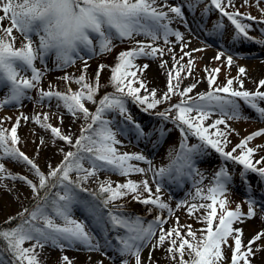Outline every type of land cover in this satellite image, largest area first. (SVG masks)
I'll return each mask as SVG.
<instances>
[{"label": "snow or ice", "instance_id": "obj_1", "mask_svg": "<svg viewBox=\"0 0 264 264\" xmlns=\"http://www.w3.org/2000/svg\"><path fill=\"white\" fill-rule=\"evenodd\" d=\"M262 2L264 0H241L237 5L236 0H178L175 3L169 0H0V11L3 12L0 23L7 19L11 25L0 27V88L6 89V94L0 98V110L6 106H22L25 100L32 101L31 92L37 91V104L51 107L55 102L57 110H64L59 113L61 123L65 114L74 119L82 117L85 122L79 137L74 140L71 134H64L60 127L51 124L47 113H37L32 117L21 113L11 128L5 127V120L0 119V182H23L37 198L32 208H25L4 222L11 225L16 220L15 226H0V264H43L40 255L46 246L61 251L103 250L105 256L111 250L120 258V264H132V260L134 264H142V252L149 246V262L153 251L163 249L176 264H251L252 257L261 250L259 246L253 248V245L264 240V230L257 232L245 244L243 229L234 225L257 216V201L249 196L247 213L242 210V205L230 210L225 197L229 194L228 185L233 181V175L222 165L214 173L212 185L205 189L202 184L206 177L197 160L214 150L224 162L242 166L241 181L249 192V174L264 180V156L254 159L259 151L264 150V145L249 146L257 137H264V129L241 139L231 151L226 150L231 143L230 136L235 132L229 121L251 119L242 114L241 102L255 113L256 119L264 122V91H261L264 79L257 82L255 91H250L244 86L246 68L239 67L238 75L227 78L221 85L218 83L221 68L206 67L207 91L192 95L201 81L183 89L181 84L193 74V53L204 50L189 47L185 32L195 34V30L186 12L194 13L204 5L200 12L202 21L193 20L196 30L222 38L226 19L233 27L232 43L247 41L264 46V38L250 35L252 31H259L264 37V27L253 26V22L264 25ZM253 6L261 13L260 19L240 11L241 7ZM212 12H216L219 19L211 31H207L202 23L207 22ZM177 22L185 31L172 26ZM14 30L23 37L22 46H16ZM137 37L144 39L138 40ZM149 40L150 43L145 42ZM161 40L163 46L159 45ZM117 41L135 43L129 50L118 54V62L114 66H109V86L113 92L97 100L101 72L106 66L99 65L90 80L86 75L85 55L91 58L110 53ZM175 44L180 47L179 59ZM168 53L173 61L172 69H167L168 62L162 59ZM53 54L57 69H67L78 59L84 61V69L78 77L72 74L61 77L66 83L63 92L51 85L47 90L40 87L45 72L36 67V61L40 60L46 71L47 60ZM186 57L187 64L181 63ZM141 58H159L162 61L160 67L167 70V90L159 98L156 89H149L142 78L149 65L136 63ZM213 59H223L229 69L234 64L233 55H225L224 51H219ZM73 83L79 86L78 89L71 87ZM173 96L180 97L179 101L156 112L163 123L147 133L134 120L128 107L133 103L147 113L170 102ZM87 103L95 105V110L87 107ZM113 116H119L120 123L112 119ZM21 119H31L70 149L60 148L63 160L55 168L49 165L47 174L19 147ZM164 124H171L181 135L179 151L175 156L169 153L167 166L155 168L153 161L144 154L119 150L118 146L123 142L118 136H127L130 132L135 134L137 141L157 143L171 131L166 132ZM154 135L158 138L156 141L152 140ZM190 139H195L196 143L190 144ZM44 143L42 138L37 146V155ZM5 160L27 166L37 182L25 175L13 174L3 162ZM138 162L148 167L138 166ZM101 172L108 177L118 175L126 180L100 179ZM149 172L153 173L155 190L148 179L135 181L130 178ZM164 178L177 186L192 179L194 191L189 192L192 202L181 200L176 207L186 206L188 218L202 223V228L194 230L191 224L181 225L179 217L175 218L173 225L164 227L174 212L161 195ZM90 180L98 182V191L85 186ZM41 190H44L43 195ZM129 196L132 201L146 206L147 214L153 210L158 214L145 222L144 217L138 214L126 213V205L119 201ZM260 208L264 212V205ZM76 211L83 214L82 218H76ZM230 239L232 243H229ZM166 242L169 246L164 248ZM226 250H231L230 261ZM186 254L187 260L184 258ZM61 259L63 264H73L67 255Z\"/></svg>", "mask_w": 264, "mask_h": 264}, {"label": "rangeland", "instance_id": "obj_2", "mask_svg": "<svg viewBox=\"0 0 264 264\" xmlns=\"http://www.w3.org/2000/svg\"><path fill=\"white\" fill-rule=\"evenodd\" d=\"M171 3L178 2V0H169ZM241 0H236V4L239 5ZM204 5H200L194 13H187L189 22H193L194 18L195 21H202L200 12ZM261 8H264V2L260 5ZM241 12H248L251 15L257 17L258 19L261 18V13L257 10L256 7H241ZM0 15H3V12L0 11ZM219 19L218 14L216 12H212L207 17V22L202 23V27L207 31H211L214 22ZM194 23V22H193ZM195 24V23H194ZM226 28L229 27V30H224L223 38L220 37H211L206 35L205 31H201L204 38H197V41L192 39L190 40V49L192 48H199L204 49L203 51H198L193 53L194 56V67H193V74L192 76L188 77L187 79L183 80L181 84V89L184 87L196 82L201 81L198 83L196 89L192 93L195 95L197 93L205 92L208 89V85L206 82V72L204 69L207 67L208 69H214L216 67L221 68V72L218 74V83L223 85L226 82L227 78L236 77L238 75V68L244 67L246 68V76L243 77L244 79V86L245 89L250 91H255L256 88L253 83L245 84L247 80L248 74H250L253 70L252 67L257 62H260L261 58H264V46L247 42L241 41L238 44L232 43L233 38V27L229 24V22L225 19ZM196 25V24H195ZM11 26L10 21L5 19L2 23H0V27ZM173 27H179L181 31H185L180 24L174 23ZM253 26L255 28L264 27V25H256L253 22ZM14 36L17 37L16 46H22L21 41H23V37L21 34L14 30ZM250 35L254 38H264L261 37L259 31H252ZM34 40L36 39L33 37ZM138 40H143V37H137ZM174 40V38H170ZM146 43H150L151 41H145ZM135 42H125V41H117L115 42V47L110 53H106L103 55H96L95 57H89L84 53L81 55H85V60L87 61V65H91L87 67L86 75L91 80L98 71V66L103 64L105 65V75L100 76L101 88L97 95V100L102 98L105 94L113 92V88L109 86L110 80V67L114 66L115 63L118 62L117 57L121 51L129 50ZM160 46H163V41L159 42ZM175 51L177 54V59H179L180 55V47L179 44H175ZM219 51H224L225 55H233L234 64L229 69L226 62L222 59L220 61H216L213 58L218 54ZM244 57V58H240ZM152 61L154 64L155 69L157 71H161L160 75L158 76V80L154 83L151 80V75L146 70L143 73V79L147 82V86L149 89H156L157 91V98L161 97L163 93L167 90V70L165 68H161V59H148V58H141L136 61V63L143 65V60ZM164 61H167V69L173 68V61L171 59V54L168 53L163 56L162 58ZM187 57L181 61L183 64H187ZM84 61L77 60L76 63L68 67L67 69H57L55 67V56L54 54L50 56L47 60V70L45 71L44 64L41 63L40 60L36 61V67L41 69L45 72L40 87L44 89H48L49 85H51L54 89L65 91L66 90V83L61 79L66 74H72L78 77L82 74V70L84 69ZM96 71L94 72V70ZM103 72V71H102ZM260 73V72H259ZM102 74V73H101ZM264 76V72L260 73ZM184 75V73H182ZM234 86L238 87V85L234 84ZM71 87L75 90L78 89V85L71 84ZM264 91V89H261ZM6 94V89L0 88V98H2ZM33 97L32 101L25 100L23 101L22 106H6L3 110H0V119L5 120V127L11 128V126L15 123V121L20 118V114L23 113L25 116L32 117L37 113H47L49 115V122L56 127H60L64 134H71L73 139L79 137L81 132V127L85 124L82 117L80 119H74L71 115L65 114L63 116V122H60L59 113H63V109L57 110L55 108V102H53L51 107L48 106H41L36 103V98L38 95L37 91L31 92ZM180 97L173 96L171 101L165 104L160 105L155 110H150L149 112H144L138 105L133 103H129L128 107L130 112L136 122H139L142 127L144 128L145 132L154 131L158 129L161 124L163 123L162 120L156 115V112L163 111L165 108L169 107L170 104H175L179 101ZM91 110H95V105L91 103L86 104ZM242 107V114L244 116L251 117V119L244 120L241 119L239 121H229L231 127L235 130V132L230 136L231 143L228 145L226 150L231 151L233 145H236L240 142L241 139L246 138L249 134H252L258 130L264 129V122L259 121L255 118V113L249 110L247 107L243 105L241 102ZM8 117H11L8 120ZM216 118V117H213ZM117 123H120L121 118L119 116H113ZM211 121H209L210 123ZM115 127V125H114ZM166 132L170 129V133L166 135L163 139H160L157 143L147 142V141H137L135 139L134 133H129L127 136L120 135L118 139H120L123 144L118 146L121 152L127 151L129 153H142L148 159L153 161V167L159 168L161 166H167L170 162L169 153H172V156H175L179 151V144L181 140V135L179 131H177L171 124H164ZM223 127V126H221ZM18 135L20 136L21 142L19 147L21 151L25 152L30 158H32L37 165L41 168L42 171L47 174L49 172V165L53 168L59 165V163L63 160V153L60 152V148H64L65 151L70 150L65 144L59 140H56L51 137L49 131H45L41 129L38 125H36L31 119L25 121L21 119V126L18 129ZM43 138L44 144L40 145L39 147V154L37 155V146L40 144V140ZM158 138L157 136H153L152 140L156 141ZM190 144H195V139H190ZM259 145H264V137H257L255 140L249 143L250 147L256 148ZM238 154V153H237ZM261 156H264V150H261L257 153L254 159H259ZM6 167L13 173V174H22L27 176L29 179H32L34 182L36 178L34 173L31 172L27 166L12 162L9 160L3 161ZM197 165L203 175L206 177L203 180L202 187L207 189L210 185H212L213 176L219 168L224 165L227 167V170L230 174L233 175V181L228 185L229 194L225 197L229 203L228 208L230 210H235L237 205H242V210L247 213L248 211V204L247 200L249 196L253 197L257 201L256 211L261 209L260 205H264V180H261L255 174H249L247 179L251 184V192L247 190L245 183L241 181L240 173L242 170V166L236 165L232 162H224L223 159L211 150L209 154L206 156L199 158L197 160ZM138 166L141 167H148V165L144 164L143 162H138ZM153 180V173L149 172L147 175H132L130 178L135 181H141L143 179H148L150 184L155 190V182H151ZM100 179H107L110 178L114 182H125L126 178L120 177L118 175H111L110 177L106 176L105 173L101 172L99 174ZM196 179H199L198 177ZM163 186L161 195L165 202L170 203L174 212L173 216L168 218L169 223L165 224L164 227L168 228L170 225L174 224L175 218L179 217V222L181 225L191 224L195 229H200L203 227L202 223H198L195 219H189L186 214V206L177 208V204L181 200L188 199L189 192H193V181L192 179H187L182 185L177 186V184L169 182L167 178L161 181ZM5 185L7 187H5ZM92 191H98V182L96 180H90L85 184ZM43 191L41 190V195H43ZM82 195L87 196V193H83ZM36 200V201H35ZM30 201H35L30 208H32L36 202L37 198L32 193L30 188L25 185L23 182L19 181H12V180H5L0 182V224L5 222L9 217H16L25 206L29 204ZM197 203L200 201H196ZM119 203L126 205L125 212L129 214H138L144 217L145 222L151 221L155 218L158 214L157 210H153L152 213L149 215L146 213V206L132 201L131 196L119 201ZM203 211V210H201ZM166 216V212L164 213ZM75 216L77 219L82 218L83 214L80 211H76ZM14 226L18 223V221L13 220ZM238 224L234 225L237 227ZM243 229V241L245 244L248 243L250 239L259 231L264 229H259V227L255 224H251L249 227L245 224H241ZM186 231V229H185ZM158 235V233H157ZM199 236V232H197ZM155 243V239L153 240ZM229 243H232L231 239ZM27 246V245H26ZM169 245L166 242L164 248H167ZM259 246L262 248L264 246V240L258 242L257 245H253V248ZM79 247V246H78ZM151 246H149L150 248ZM149 248H145L142 252V264H176L175 261H172L168 258L167 254L164 252L163 249L155 250L151 253L152 260L151 262L148 261L149 258ZM45 249V248H44ZM42 250L40 259L43 261V264H63L62 256L67 255L70 259L73 260V264H99L100 261H103V264H120V258L115 255V253L111 250L107 251V256L104 255L103 250L101 252H90L86 250H78V256H72L69 254V249L65 251H61L59 249H54L50 246L46 248V250ZM39 251V250H38ZM163 252L162 257H158L160 253ZM159 253V254H158ZM231 250H226V255L229 258L231 257ZM108 257H112L113 259H108ZM185 260L189 259L187 254L185 255ZM6 259L8 257L6 256ZM255 259L252 257L251 261ZM132 264H134V260H132ZM264 264V261L263 263Z\"/></svg>", "mask_w": 264, "mask_h": 264}, {"label": "bare ground", "instance_id": "obj_3", "mask_svg": "<svg viewBox=\"0 0 264 264\" xmlns=\"http://www.w3.org/2000/svg\"><path fill=\"white\" fill-rule=\"evenodd\" d=\"M190 24H192V28L195 30V34H192V33H189V32H185V35H186V39L187 40H196L197 41V38H204L201 31L200 30H196V25L193 23V22H189ZM184 29V28H183ZM185 30V29H184ZM264 53V51L262 52V54ZM144 64H148L149 67L147 68V71L148 73L151 75V80L156 83V81L158 80V76L160 75L161 71H157V69H155L154 67V64L152 61H149V60H143V65ZM252 67V72L250 74H248V77H247V80L245 81V84H250V83H253L252 85L257 86V82L261 79H264V76H262L260 73L264 72V58H261L260 62H257V64H255L254 66H250ZM260 72V73H259ZM262 91V90H261ZM151 179V177H150ZM151 182L153 183V180L151 179ZM154 184V183H153ZM188 200L190 202L191 201V198L188 197ZM257 216L253 219H248L246 220V222L242 223L243 225H247L248 227L251 225V224H256L259 229H264V219H262L261 217L264 216V212L261 211V209L257 210ZM237 227H241V224H238ZM48 246L45 247L44 250H46ZM258 247V246H257ZM261 250L256 252L255 254V259H253L251 261V264H261L263 263L264 261V246L262 248H260ZM69 254H71L72 256H78L80 253L78 250H72V249H69ZM159 254V253H158ZM164 254L163 252L160 253L158 255V257H162Z\"/></svg>", "mask_w": 264, "mask_h": 264}, {"label": "trees", "instance_id": "obj_4", "mask_svg": "<svg viewBox=\"0 0 264 264\" xmlns=\"http://www.w3.org/2000/svg\"><path fill=\"white\" fill-rule=\"evenodd\" d=\"M92 65V64H91ZM89 65V66H91ZM88 66V67H89ZM96 71V69L94 70V72ZM106 71V70H105ZM105 71L103 70V72H101L102 74L101 75H105ZM36 201V200H35ZM35 201H30L28 205L25 206V208H30V206L35 202ZM17 216V215H16ZM0 226H8V227H11V226H14V223L12 221V224L11 225H5L4 222L2 224H0Z\"/></svg>", "mask_w": 264, "mask_h": 264}]
</instances>
